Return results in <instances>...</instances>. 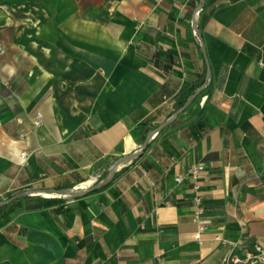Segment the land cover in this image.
I'll list each match as a JSON object with an SVG mask.
<instances>
[{
    "label": "crops",
    "instance_id": "0c3cea01",
    "mask_svg": "<svg viewBox=\"0 0 264 264\" xmlns=\"http://www.w3.org/2000/svg\"><path fill=\"white\" fill-rule=\"evenodd\" d=\"M199 4L0 0V264H250L264 247V0H202L195 31Z\"/></svg>",
    "mask_w": 264,
    "mask_h": 264
},
{
    "label": "built area",
    "instance_id": "2783aa9c",
    "mask_svg": "<svg viewBox=\"0 0 264 264\" xmlns=\"http://www.w3.org/2000/svg\"><path fill=\"white\" fill-rule=\"evenodd\" d=\"M42 123V118L40 112L35 113V118L33 121L34 126H39ZM203 169V165L201 163H197L193 165L187 172V177L193 180V190H194V196L192 198V215L193 220L197 224V230L195 232V238L199 239L202 232L205 229V226L203 222L201 221V217L204 212L203 203L201 201V197L198 193V184L196 182L198 178L199 172ZM176 181H181V177H177ZM245 261H247L250 264H264V247L261 246L258 243L253 244L252 251H246L244 253ZM239 258H235V261H239Z\"/></svg>",
    "mask_w": 264,
    "mask_h": 264
},
{
    "label": "water",
    "instance_id": "95a60500",
    "mask_svg": "<svg viewBox=\"0 0 264 264\" xmlns=\"http://www.w3.org/2000/svg\"><path fill=\"white\" fill-rule=\"evenodd\" d=\"M201 2H202V0H200V4H199V6H198L197 9H196L195 14H194V18H193V26H194V28H195V31H196V19H197V15H198V12H199L200 7H201ZM188 102H189V101H188ZM159 129H160V127H158L157 129H154L151 133H149V135L147 136L146 140L144 141L142 147H141L138 151H136V152H134V153H132V154L126 156V157H123L122 159H120V160H118L117 162H115V163L110 167L109 172H108L107 176L105 177V179L102 180V181L99 182V183H96L95 185H93L90 189H88V190L85 191V192H88V191H90V190H93V189H96V188L101 187V186H103V185H106V184L111 180V178H112V176H113V174H114V172H115V169L117 168L118 164L121 163V162H123V161H126V160L130 159L131 157L137 156V155H139L140 153H142V151L145 149L146 144L148 143V141L152 138V136H153L155 133H157V131H158ZM56 192H57V193H60V194L69 195V196H77V195L79 194V193H77L76 191H72V190H57ZM21 195H25V193H21L20 196H21ZM12 198H15V197H12Z\"/></svg>",
    "mask_w": 264,
    "mask_h": 264
},
{
    "label": "rangeland",
    "instance_id": "374dc122",
    "mask_svg": "<svg viewBox=\"0 0 264 264\" xmlns=\"http://www.w3.org/2000/svg\"><path fill=\"white\" fill-rule=\"evenodd\" d=\"M15 9H18V10L21 9L22 10V7H15ZM18 10H16V11H18Z\"/></svg>",
    "mask_w": 264,
    "mask_h": 264
}]
</instances>
